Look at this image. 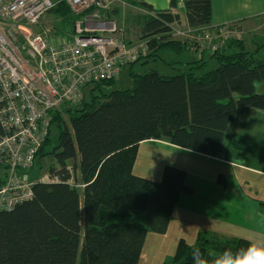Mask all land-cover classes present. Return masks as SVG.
<instances>
[{"label": "trees", "instance_id": "trees-1", "mask_svg": "<svg viewBox=\"0 0 264 264\" xmlns=\"http://www.w3.org/2000/svg\"><path fill=\"white\" fill-rule=\"evenodd\" d=\"M129 1L146 11L135 24L149 49L128 64L132 87L105 92L103 86L114 80L96 82L88 85L95 91L89 104L79 112L84 99L66 108L68 123L60 112L51 114L58 142L44 152L51 143L48 136L36 159L49 154L57 165L48 167L51 181L32 185L31 199L0 212V264H139L146 234H164L181 196L192 193L185 170L173 165L163 166L159 180L134 174L139 143L164 139L216 157L225 154L224 140L234 120L249 108L264 109V54L257 56L264 44L252 51L241 38H230L220 49L200 51L170 38L178 14L155 10L143 0ZM181 3L188 27H210L212 0ZM176 6L171 0L170 7ZM53 11L72 16L64 0ZM190 49L197 57L186 62H167L160 55L167 50L180 57ZM157 58L172 69L176 64L185 68L172 75L132 70ZM211 59L216 65L208 69ZM74 174L81 192L70 183ZM249 243L198 232L193 244L180 238L164 264H192L194 248L236 250Z\"/></svg>", "mask_w": 264, "mask_h": 264}, {"label": "built area", "instance_id": "built-area-1", "mask_svg": "<svg viewBox=\"0 0 264 264\" xmlns=\"http://www.w3.org/2000/svg\"><path fill=\"white\" fill-rule=\"evenodd\" d=\"M64 1L78 20L71 39L56 43L46 31L31 32L55 0H0V212L32 198L36 181L26 176L50 134L51 114L80 104L88 85L114 80L149 52L147 41H126L109 16L110 0ZM239 26L172 27L170 38L189 36L184 41L200 51H214L240 38Z\"/></svg>", "mask_w": 264, "mask_h": 264}, {"label": "crops", "instance_id": "crops-1", "mask_svg": "<svg viewBox=\"0 0 264 264\" xmlns=\"http://www.w3.org/2000/svg\"><path fill=\"white\" fill-rule=\"evenodd\" d=\"M113 1L116 3L110 10L109 16L116 20L122 11L121 8H117L121 4L124 5L123 1L126 2V0ZM143 1L155 10L170 9L171 12L178 14L181 25L187 26L181 0H175L176 8L170 7L171 0ZM128 2L135 16L146 13L144 9L130 4L129 0ZM117 3L120 5L117 6ZM260 15H264V0H212L210 26L238 22L244 33L251 32L264 17ZM252 34L249 40L242 37L241 39L245 48L253 51L264 44V32L262 35ZM258 36L263 37L259 39ZM256 37L257 40H255ZM165 51L173 54V59L167 62L176 60L186 62L197 57L192 49L182 53L180 57ZM262 54H264V45L257 56ZM213 61L208 60V69ZM184 68L180 64L173 65L174 72ZM224 145L225 154L214 157L175 146L164 139L139 143L133 171L135 165L140 163L146 174L138 175L160 179L162 167L165 164L173 165L185 170V182L192 188L191 194L181 196L174 207L166 232L160 234L166 240L165 243L168 244L170 251L175 243L177 245L180 238L187 242L184 238L185 233L190 235L191 240L187 242L188 244L193 243L197 232L218 233L227 238H244L249 242H264V109L249 108L243 117L236 118L226 134ZM141 155H143L142 159H140ZM154 155L156 158L153 157ZM219 175L222 177L221 180H218ZM195 199L199 203L190 204L191 200ZM216 203H219L218 206ZM230 207L236 210L239 221L231 224V230L224 226L226 224L216 226V219H224V212ZM172 224H175L174 235H170ZM145 245L146 241L143 244L139 264L153 262L157 264V260L164 258L166 262L173 255L169 256V250L167 253L161 250L152 253L151 258L149 252L144 251Z\"/></svg>", "mask_w": 264, "mask_h": 264}, {"label": "rangeland", "instance_id": "rangeland-1", "mask_svg": "<svg viewBox=\"0 0 264 264\" xmlns=\"http://www.w3.org/2000/svg\"><path fill=\"white\" fill-rule=\"evenodd\" d=\"M56 2L58 0H55ZM110 10H112L114 7V2L113 0H110ZM128 0L123 1L124 5H120L119 3H117V6L120 5L117 9L121 8L122 11H120L119 13V18H116L115 22L117 24V27L121 30L123 37H126V41L128 40L129 42H134L136 41V43H142L146 40H142L140 39V32L138 29V26L135 24V22H137L136 20V16L134 14V12L132 11L133 9L130 7ZM109 10V12H110ZM260 16H264V15H260ZM118 17V16H117ZM77 18L75 16H66V17H62L61 15H59L56 11H49L48 13H46V15L44 16V18H42L39 22L38 25L31 27V32L33 33H37V32H41V31H46L47 35L50 37V39H52L54 42H64V41H68L71 39V37L73 36V34L75 33V26L77 23ZM260 23L258 25H256V29H252L251 27V32H246L244 33L242 31V27L239 26V37L242 39H250L251 33L256 34L257 35H262V33L264 32V17L261 18ZM231 24H236L238 25V22H233V23H229V24H217V25H211V29H218L221 28L222 25H231ZM86 23H84L82 25V27H85ZM88 26V25H87ZM90 26V25H89ZM173 29H186L187 26L185 25H181L180 22L174 23L172 25ZM252 34V35H253ZM263 36H258L259 39H261ZM180 40H190L192 39V37L189 36H182V37H178ZM193 40V39H192ZM257 40V37L256 39ZM258 42V41H257ZM203 50H208L206 48H202ZM161 57L166 60L169 61L170 59H173V54L164 51L160 52ZM171 56V57H170ZM206 57H208V54H206ZM215 62L213 61L212 63H210L209 68L214 67ZM214 64V65H213ZM133 70L135 72H139V73H144L150 69H155L158 70V72L160 74H174V70L168 68V66L164 65L162 63V61L157 58V60L153 61L150 60L148 62V64L146 65H142L140 62L135 64L133 66ZM129 70V66L128 65H124L120 68L119 74L118 76L114 79V82L109 84V85H105L103 86V90L105 92H109L112 90H123L126 88H131L132 87V79L128 73ZM94 86H88L86 88V91L84 93V104L77 108V110L75 112H79L85 105L89 104V102L91 101V95L92 93L95 94L94 90ZM76 106V105H75ZM70 106H67L65 108H63L60 113H59V117L63 120V122L68 123L69 121V117L70 114L68 113L66 108H69ZM73 107V106H72ZM71 108V107H70ZM75 110V109H73ZM58 136H59V129L56 125H53L50 128V144L48 146H46L44 148V152L46 151V153H49L50 151H52L53 149H51V146H53L54 144H56L58 142ZM153 157L156 158V156L154 155ZM143 158V155H141L140 159ZM51 165H57L55 160L49 156V154L47 155H40L37 159H36V163L33 166V168L31 170L28 171L26 178L29 180H33V181H40V182H48L50 181L49 176H48V167ZM163 168V167H162ZM134 174L138 175V174H146V171L142 169V166L140 163H137L135 165ZM78 174H74L73 180H71L70 183H72L73 185L77 186V189L79 192H81V184L78 181L79 175L76 176ZM140 176V175H138ZM144 177V176H143ZM191 177V175H190ZM147 178V177H145ZM152 177H149V179H151ZM161 178V177H160ZM151 180H159V179H151ZM184 195H188V194H183ZM198 200H191L190 204H194L197 205ZM217 206L219 203H216ZM211 207L213 208V205H211ZM214 211L216 210L215 208L213 209ZM224 219H216L215 221V225L216 226H223V224H226L224 226L227 227L228 230H231V224L233 222H238L239 221V217L238 214H236V210L233 207L228 208V211L224 212ZM199 219V218H198ZM194 220H197V218ZM220 221V222H218ZM172 227V228H171ZM171 230H170V235H174V231H175V224H172L171 226ZM198 233V232H197ZM187 242H189L190 239V235L185 233V237ZM196 238V237H195ZM146 245L144 248V251H148L149 252V257L152 258L154 252H159L161 250H163V252L167 253L169 250V256H171L174 253V250L176 248V243L173 245V248L170 249L168 248V244L165 243V239L162 238V236L160 234L154 233V232H148L146 234ZM193 243L195 242V240L192 241ZM192 243V244H193ZM165 258L161 259L160 261L157 260V264H162V262H165ZM152 264H156L155 262H153Z\"/></svg>", "mask_w": 264, "mask_h": 264}, {"label": "clouds", "instance_id": "clouds-1", "mask_svg": "<svg viewBox=\"0 0 264 264\" xmlns=\"http://www.w3.org/2000/svg\"><path fill=\"white\" fill-rule=\"evenodd\" d=\"M192 264H264V242H250L247 247L236 250L224 248L219 251L194 248Z\"/></svg>", "mask_w": 264, "mask_h": 264}]
</instances>
